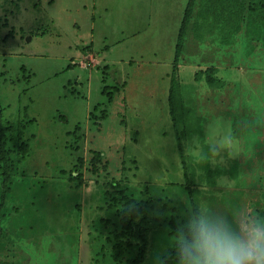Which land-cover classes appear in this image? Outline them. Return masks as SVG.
Returning <instances> with one entry per match:
<instances>
[{
    "label": "rangeland",
    "instance_id": "374dc122",
    "mask_svg": "<svg viewBox=\"0 0 264 264\" xmlns=\"http://www.w3.org/2000/svg\"><path fill=\"white\" fill-rule=\"evenodd\" d=\"M186 2L0 0V120L22 127L29 146L15 170L0 173V264H115L107 237L117 221L105 191L123 188L187 206L168 105ZM244 46L233 52L232 66L218 70L234 84V117L209 119L197 114L198 105L182 127V150L195 176L200 171L206 179L204 163L240 176L234 160L259 150L249 134L264 121V69H255L259 56L245 60ZM179 65L180 94L192 107L197 66ZM232 122L240 155L221 164L205 159L209 133L227 127L232 134ZM94 152L101 157L92 169ZM234 173L206 191L194 177L197 204L264 217V178L260 189L248 174L240 183ZM160 245L157 235L149 238L148 262L156 261Z\"/></svg>",
    "mask_w": 264,
    "mask_h": 264
},
{
    "label": "trees",
    "instance_id": "16d2710c",
    "mask_svg": "<svg viewBox=\"0 0 264 264\" xmlns=\"http://www.w3.org/2000/svg\"><path fill=\"white\" fill-rule=\"evenodd\" d=\"M242 42L245 44V60L250 61L259 56L261 61L257 60V65L260 69H255L263 70L264 0H187L177 31L168 90L169 114L180 150L184 177L182 189L187 196V206L177 205L173 199L166 196L145 197L133 191L126 193L123 188L115 190V193L105 191L107 208H114L117 221L116 229L107 237L110 242V257L115 264H158V257L165 258L167 264H175L171 237L185 221L189 209L198 206L196 197L199 193L194 183L195 171L182 150L180 133L198 105L201 112L198 111L197 114L206 113L208 118L213 114H224L231 119L234 117L236 111L231 105L236 98L234 84L218 76V70L221 66L233 65L232 54ZM179 64L197 66L193 74L196 97L192 107L183 103L180 94ZM197 85L201 88L197 89ZM240 110L245 111L241 108ZM196 120L199 121L198 116ZM246 125L243 124V128ZM263 125L264 121L260 119L257 125L251 126L256 130L255 133L249 134L251 146L259 150H255L246 158L242 157L243 161L234 160L241 167L240 176L231 168L223 170L219 167L211 168L208 163L201 165L208 186L216 184V177L234 173V178L238 177L240 183L244 181V175L248 174L251 186L263 189L258 185L263 184L259 179L264 178ZM236 128L237 123L232 122V135L236 133ZM243 128L241 131L245 132ZM28 153L29 146L23 140L22 127L4 125L0 120V173L7 176L8 171L15 170ZM100 157L99 152H94L90 159L92 169H95ZM245 159L249 163L245 162ZM153 235L158 236L161 245L157 253H154L156 261L150 263L146 256L150 252L149 238ZM152 248L155 251L153 246L150 249Z\"/></svg>",
    "mask_w": 264,
    "mask_h": 264
},
{
    "label": "clouds",
    "instance_id": "9594fccd",
    "mask_svg": "<svg viewBox=\"0 0 264 264\" xmlns=\"http://www.w3.org/2000/svg\"><path fill=\"white\" fill-rule=\"evenodd\" d=\"M208 150L205 159L221 164L226 157H238L241 145L224 127L218 133H209ZM195 179L200 191H206L203 173L198 171ZM216 182L221 186L228 183L225 177H218ZM171 243L175 264H264V217L220 213L204 202L189 209ZM157 260L158 264H167L163 257Z\"/></svg>",
    "mask_w": 264,
    "mask_h": 264
}]
</instances>
